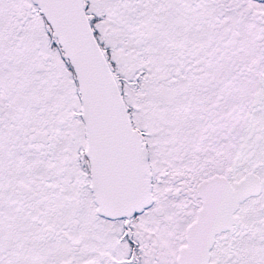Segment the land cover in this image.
<instances>
[{
	"label": "snow or ice",
	"instance_id": "6c2138e0",
	"mask_svg": "<svg viewBox=\"0 0 264 264\" xmlns=\"http://www.w3.org/2000/svg\"><path fill=\"white\" fill-rule=\"evenodd\" d=\"M0 264H264V0H0Z\"/></svg>",
	"mask_w": 264,
	"mask_h": 264
}]
</instances>
